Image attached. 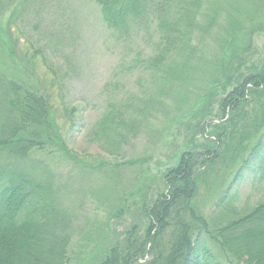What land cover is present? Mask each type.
I'll return each instance as SVG.
<instances>
[{
	"label": "rangeland",
	"instance_id": "374dc122",
	"mask_svg": "<svg viewBox=\"0 0 264 264\" xmlns=\"http://www.w3.org/2000/svg\"><path fill=\"white\" fill-rule=\"evenodd\" d=\"M216 2L209 13L216 25L199 34L195 50L212 76L217 72L214 87L225 84L215 66L221 58L225 67L232 65L233 38L246 60L241 71L264 65V0ZM116 35L90 0H0V79H13L44 96L65 140L61 147L55 146L57 140L32 148L22 164L50 180L57 206L68 218L67 264H95L107 246L126 239L132 226V234L143 236L142 204L164 191L162 173L187 150L204 153L209 147L215 154L206 170H198L192 199L210 230L264 202V178L258 177L246 178L224 196L264 132V89L240 106L221 141H205L204 134L195 133L198 124L224 116L216 102L201 115L202 107L194 102L203 92L195 88L197 80L179 93L176 81L171 85L170 76L157 72L163 64L148 63L161 50L156 22L148 29L135 27L125 37ZM203 72L200 67L198 73ZM202 143L207 146L194 147ZM7 156L0 151L5 171L15 162Z\"/></svg>",
	"mask_w": 264,
	"mask_h": 264
},
{
	"label": "trees",
	"instance_id": "16d2710c",
	"mask_svg": "<svg viewBox=\"0 0 264 264\" xmlns=\"http://www.w3.org/2000/svg\"><path fill=\"white\" fill-rule=\"evenodd\" d=\"M90 1L97 4L105 26L119 37L128 36L135 27L148 29L156 22L157 47L161 50L148 63L163 64L157 72L160 77L162 73L170 76L171 85L176 81L179 93H185L182 88L197 80L195 88L203 92L194 102L202 107L201 115L208 114L216 102L224 116L203 119L198 124L195 133L204 134L205 141H221L227 122L236 123L240 106L248 102L251 93L264 89V65L241 71L246 60L238 55L240 47L234 38L229 44L232 65L225 67L219 53L221 59L215 66L225 84L211 85L217 72L212 76L210 67L203 65L206 59L202 55L196 59L199 34L210 32L216 25L209 13L217 8V0ZM204 4L207 7L200 23L198 16ZM201 47L206 53L207 47ZM168 57L169 61L163 63ZM200 67L207 73H198ZM0 92V151L15 161L9 171L0 169V264H67L68 218L57 206L50 180L32 166L22 164L32 148L49 147L57 140L60 142L55 146L61 147L65 140L44 96L6 77L0 79ZM204 144L194 147L203 149ZM201 152L206 153L184 151L178 162L162 173L164 191L149 205L142 204L144 235L132 234L136 228L132 226L126 239L107 246L95 264H264V202L213 230L192 205L198 170H206L215 155L209 147ZM250 177L264 178V132L242 160L224 196Z\"/></svg>",
	"mask_w": 264,
	"mask_h": 264
}]
</instances>
